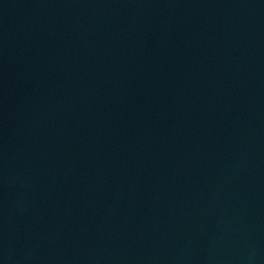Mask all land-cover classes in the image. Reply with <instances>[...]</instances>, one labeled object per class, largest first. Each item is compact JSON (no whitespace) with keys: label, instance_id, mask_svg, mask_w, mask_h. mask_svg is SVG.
<instances>
[{"label":"water","instance_id":"1","mask_svg":"<svg viewBox=\"0 0 264 264\" xmlns=\"http://www.w3.org/2000/svg\"><path fill=\"white\" fill-rule=\"evenodd\" d=\"M0 264H264V0H0Z\"/></svg>","mask_w":264,"mask_h":264}]
</instances>
